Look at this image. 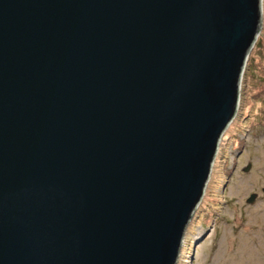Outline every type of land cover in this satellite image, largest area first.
Instances as JSON below:
<instances>
[{
  "label": "water",
  "instance_id": "obj_1",
  "mask_svg": "<svg viewBox=\"0 0 264 264\" xmlns=\"http://www.w3.org/2000/svg\"><path fill=\"white\" fill-rule=\"evenodd\" d=\"M261 30L262 0H0V264H177Z\"/></svg>",
  "mask_w": 264,
  "mask_h": 264
},
{
  "label": "rangeland",
  "instance_id": "obj_2",
  "mask_svg": "<svg viewBox=\"0 0 264 264\" xmlns=\"http://www.w3.org/2000/svg\"><path fill=\"white\" fill-rule=\"evenodd\" d=\"M177 264H264V0L262 30L241 80L238 109Z\"/></svg>",
  "mask_w": 264,
  "mask_h": 264
}]
</instances>
